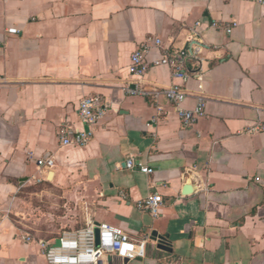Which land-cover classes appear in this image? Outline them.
I'll use <instances>...</instances> for the list:
<instances>
[{"label": "crops", "instance_id": "crops-1", "mask_svg": "<svg viewBox=\"0 0 264 264\" xmlns=\"http://www.w3.org/2000/svg\"><path fill=\"white\" fill-rule=\"evenodd\" d=\"M149 38L186 52L187 82L168 66L130 74L132 54ZM161 56L152 45L148 60ZM139 81L184 86V107L203 99L205 115L185 129L160 98L165 114L154 121L156 104L124 92ZM95 95L109 112L91 129L78 108ZM67 123L92 130L87 146L60 145ZM258 125V0H0V264H46L40 242L59 237L42 238L24 223L20 205L33 188L37 197L63 198L81 187L85 226L108 223L144 240L138 258L103 264H264V132L249 131ZM131 155L155 173L128 170ZM43 157L54 159L50 171L36 165ZM152 195L163 198L158 218L137 206Z\"/></svg>", "mask_w": 264, "mask_h": 264}, {"label": "built area", "instance_id": "built-area-1", "mask_svg": "<svg viewBox=\"0 0 264 264\" xmlns=\"http://www.w3.org/2000/svg\"><path fill=\"white\" fill-rule=\"evenodd\" d=\"M264 5V0H258ZM198 26L200 24L198 23ZM237 23H232L227 28L229 34L232 33ZM9 34H18V30L9 29ZM161 49L160 59L149 61L148 56L151 46ZM162 41L158 38H149L131 56L130 74L142 78L152 67L168 66L172 69L174 79H181L187 82L189 76L185 70V63L188 55L185 51H175L162 47ZM124 92L128 96H140L149 99L157 105L158 115L154 119L165 114L163 108L158 105L160 98H164L172 105L182 126L185 129L192 128L200 118L205 115V102L200 99L194 109H186L184 103L189 98V93L182 85L174 84L169 88H146L140 81L132 82L124 87ZM109 109L99 95L83 98L79 104L78 114L82 125L94 129L108 114ZM252 133L264 132V125H258L249 130ZM93 138V132L77 129L72 124H64L59 131V140L62 147L75 146L85 147ZM35 163L40 170L50 171L54 167V159L38 158ZM128 170L139 169L140 172L153 175L154 169L138 161L131 155L126 161ZM163 205V198L159 195L148 196L140 201L139 209L150 213L153 217L160 216V209ZM30 241V237H24ZM59 241V245L57 242ZM140 241L121 227H116L108 223L89 222L85 227L64 231L58 238L50 242L41 241L46 264H103L108 256H117L123 261H130L142 255V245Z\"/></svg>", "mask_w": 264, "mask_h": 264}, {"label": "rangeland", "instance_id": "rangeland-1", "mask_svg": "<svg viewBox=\"0 0 264 264\" xmlns=\"http://www.w3.org/2000/svg\"><path fill=\"white\" fill-rule=\"evenodd\" d=\"M72 197L58 198L50 194L37 197V188H33L26 202L20 205V213L25 217L24 223L34 234L42 238H52L64 231L79 229L85 226L88 209L84 204L85 189L73 188ZM59 217H65L61 219Z\"/></svg>", "mask_w": 264, "mask_h": 264}, {"label": "water", "instance_id": "water-1", "mask_svg": "<svg viewBox=\"0 0 264 264\" xmlns=\"http://www.w3.org/2000/svg\"><path fill=\"white\" fill-rule=\"evenodd\" d=\"M193 191V189L191 188V187H188V188H186V190H185V192L186 193H191ZM57 245H59V241L57 242ZM163 250H167V248H165V247H161Z\"/></svg>", "mask_w": 264, "mask_h": 264}]
</instances>
